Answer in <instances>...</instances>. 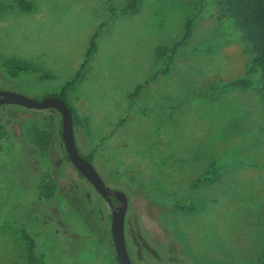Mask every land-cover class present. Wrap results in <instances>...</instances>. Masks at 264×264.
I'll return each mask as SVG.
<instances>
[{
  "label": "rangeland",
  "instance_id": "obj_1",
  "mask_svg": "<svg viewBox=\"0 0 264 264\" xmlns=\"http://www.w3.org/2000/svg\"><path fill=\"white\" fill-rule=\"evenodd\" d=\"M130 1L0 0V89L39 99L81 72L66 90L75 141L127 195L133 264H264V105L229 86L248 46L217 0ZM173 47L169 61L157 51ZM0 124V264H117L110 208L64 158L59 113L0 105ZM45 173L63 187L49 199ZM150 197L198 207L166 216Z\"/></svg>",
  "mask_w": 264,
  "mask_h": 264
},
{
  "label": "trees",
  "instance_id": "obj_2",
  "mask_svg": "<svg viewBox=\"0 0 264 264\" xmlns=\"http://www.w3.org/2000/svg\"><path fill=\"white\" fill-rule=\"evenodd\" d=\"M139 0H131L127 4V11L134 10ZM220 8L222 10V14L230 19L234 26L240 32L241 40L248 46L249 51L252 54L251 63L249 65L248 71L244 77L236 79L232 81L229 86L238 89H247L253 88L257 91L258 97L264 105V0H217ZM191 28V20H187L185 23V30L183 35L179 41L174 44L179 45L183 43L190 35ZM94 47V37L91 39V45L86 53V57H88ZM173 49H158L163 57L166 58L167 61L171 59ZM4 69H6L7 73L11 76H16L21 72L27 70L26 67L18 64H8L4 63L1 65ZM84 67V65H82ZM81 72L77 71L75 75L67 80L60 90L53 95H57L66 101V90L71 87L80 77ZM140 85H137L133 95L136 94ZM68 104V102H67ZM69 105V104H68ZM72 113L73 126L78 124H83V120L78 116V114L74 111V109L69 105ZM51 109V108H48ZM45 110V109H40ZM55 110V109H54ZM1 130V124H0ZM38 130V139L37 145L40 149V153L45 155L47 146L49 144L50 139V131L45 128H40ZM87 160L92 161L91 155L84 156ZM64 158L69 160L64 153ZM79 173V172H78ZM79 175L83 177L80 173ZM206 179L199 178L195 182L194 186H198L203 183ZM151 190V189H150ZM154 191H157L158 194H162L163 190H161L158 186L154 185ZM63 187H59L53 179L48 175V173L44 174V177L41 178L39 183V192L42 198L49 199L53 197L57 192H62ZM153 194L151 191H148L147 195ZM148 195V196H149ZM116 203V200L113 199ZM150 203L157 207L160 211L166 216H174L176 214L181 213H192L197 210V200L193 199L189 202H171L164 203L162 201L156 200L153 197H150ZM28 254L29 259L32 260L34 258L33 255V247L34 243L32 239L28 240ZM117 264H119L118 259L116 257Z\"/></svg>",
  "mask_w": 264,
  "mask_h": 264
},
{
  "label": "water",
  "instance_id": "obj_3",
  "mask_svg": "<svg viewBox=\"0 0 264 264\" xmlns=\"http://www.w3.org/2000/svg\"><path fill=\"white\" fill-rule=\"evenodd\" d=\"M19 105L30 109H55L61 119V140L69 161L74 168L93 186L108 204L111 211L110 231L119 264H133L127 249L124 221L128 198L124 191L108 186L91 161L79 151L75 137L72 113L65 100L57 95L32 98L24 94L0 89V105ZM116 200V203L113 201Z\"/></svg>",
  "mask_w": 264,
  "mask_h": 264
}]
</instances>
